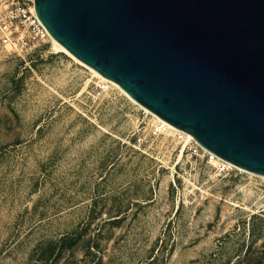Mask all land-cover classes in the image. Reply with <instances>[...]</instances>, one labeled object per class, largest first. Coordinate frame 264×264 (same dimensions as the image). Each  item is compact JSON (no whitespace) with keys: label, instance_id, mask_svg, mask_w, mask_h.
<instances>
[{"label":"rangeland","instance_id":"374dc122","mask_svg":"<svg viewBox=\"0 0 264 264\" xmlns=\"http://www.w3.org/2000/svg\"><path fill=\"white\" fill-rule=\"evenodd\" d=\"M2 39L0 264H264V178L154 133L48 36Z\"/></svg>","mask_w":264,"mask_h":264},{"label":"water","instance_id":"95a60500","mask_svg":"<svg viewBox=\"0 0 264 264\" xmlns=\"http://www.w3.org/2000/svg\"><path fill=\"white\" fill-rule=\"evenodd\" d=\"M33 13L137 104L264 175V0H33Z\"/></svg>","mask_w":264,"mask_h":264},{"label":"built area","instance_id":"2783aa9c","mask_svg":"<svg viewBox=\"0 0 264 264\" xmlns=\"http://www.w3.org/2000/svg\"><path fill=\"white\" fill-rule=\"evenodd\" d=\"M9 3L14 7V14L13 16H10L7 21L2 23V26L0 27L3 38L2 41L22 49L28 45V36L30 33L39 37L48 36L47 31L33 13V0L31 1V13L28 7H24L23 3H20L19 0H10ZM19 27L21 28V31L18 33V36L15 40H11L10 35L12 30L17 31ZM152 127L154 133H160L166 128L165 123L162 120L156 119L153 122ZM191 142L192 145H189V148L191 152L196 153L199 145L193 140H190V143Z\"/></svg>","mask_w":264,"mask_h":264},{"label":"bare ground","instance_id":"6f19581e","mask_svg":"<svg viewBox=\"0 0 264 264\" xmlns=\"http://www.w3.org/2000/svg\"><path fill=\"white\" fill-rule=\"evenodd\" d=\"M48 37L53 45V47L56 49V51L63 53L65 55H67L68 57H70L75 63H77L78 65H81L82 67H84L85 69H87L92 76L96 77L97 79L104 81L105 83H108L112 86H114L115 88H117L119 91H121L129 100H131L133 103H135L136 105H138L140 108H142L145 112L149 113L152 115L153 118H155L156 120H162L161 118H159L158 116H156L155 114L151 113L150 111H148L146 108L140 106L139 104H137L134 100H132L130 97H128V95H126V93L113 81L103 77L101 74H99L98 72H96L94 69H92L91 67L87 66L86 64H84L83 62H81L80 60H78L76 57H74L70 52H68L62 45H60L56 40H54L49 34ZM165 123V129H169L172 131H175L177 133H180L182 135H184V137H186L187 140H193L194 142H196L204 151H207L208 154H210V159H215L216 160V164L220 165H229V166H234L236 169L242 171V172H247L249 174L252 175H257L260 176L261 178H264V175H260L251 171H248L244 168H241L237 165H234L233 163L226 161L220 157H218L216 154L208 151L207 149H205L204 147H202L195 139L194 137H192L190 134L174 127L173 125L165 122L164 120H162Z\"/></svg>","mask_w":264,"mask_h":264}]
</instances>
